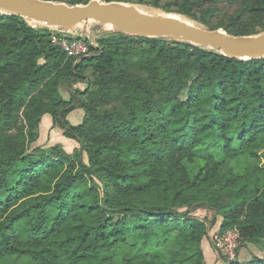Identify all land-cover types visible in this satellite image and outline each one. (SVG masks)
<instances>
[{
  "label": "trees",
  "instance_id": "16d2710c",
  "mask_svg": "<svg viewBox=\"0 0 264 264\" xmlns=\"http://www.w3.org/2000/svg\"><path fill=\"white\" fill-rule=\"evenodd\" d=\"M135 2L232 34L264 30L239 23L245 12L258 20L264 1L246 0L231 23L213 21L217 0ZM53 33L0 12V264H205L206 223L157 197L171 179L214 180L200 204L221 215L219 232L236 228L240 245L264 238V57L119 31L73 56ZM60 79L86 87L65 99ZM77 107L85 116L73 125ZM20 109L29 136L47 112L79 147L26 150L28 134L8 132Z\"/></svg>",
  "mask_w": 264,
  "mask_h": 264
},
{
  "label": "rangeland",
  "instance_id": "374dc122",
  "mask_svg": "<svg viewBox=\"0 0 264 264\" xmlns=\"http://www.w3.org/2000/svg\"><path fill=\"white\" fill-rule=\"evenodd\" d=\"M69 0H64V2H68ZM129 3H134L139 5L142 9L152 12V13H176L172 11H165L161 7L151 4H141L135 2L136 0H121ZM160 1H173V0H160ZM210 1V0H206ZM246 0H217V12L213 16L214 22H224V23H231L233 17L243 9H246L245 5ZM254 1V4H261V1L264 0H251ZM69 3V2H68ZM244 17L241 18L240 24H243L246 26V28L250 29V31H253V29L260 30L262 26H264V13L258 14V20L255 17V14H251L249 12ZM259 13V12H258ZM179 14V13H177ZM182 17H185L186 19L200 24L196 20L187 17L185 15L179 14ZM261 22V24H259ZM30 25L35 24L28 22ZM37 24V25H36ZM34 27H42L46 26L41 23H36ZM202 25V24H200ZM33 26V25H32ZM204 26V25H202ZM48 27V26H47ZM51 31L54 33L59 32L60 28L55 27H48ZM221 28V27H220ZM112 31V29L109 26H101L99 24H96L95 22L91 21L86 24H81L77 29H65L62 32L59 33H65L69 36L73 35L77 38L82 39L83 41H87L88 44H96V39L99 38L101 35H105ZM264 30L258 31L262 32ZM256 32V33H258ZM254 34V33H251ZM41 85L39 86V88ZM86 85L81 82H75L71 85L67 81L59 80L58 83V92L59 94L65 98L68 99L70 96L71 89L75 91H82ZM38 88V89H39ZM37 89V90H38ZM36 90V91H37ZM185 94H182V97H184ZM22 109L19 110V116H18V123L14 128L9 129V133H13L14 135L18 136L20 134H24L25 136L28 133H25L27 131V126L23 127V116L21 115ZM85 116V111L81 107H77L73 110H71L67 114L68 121L73 124H79L83 120ZM32 136H27V139L25 140L24 146L26 150H33L35 148L41 147L46 148L51 145L60 144V146L68 153H72L76 148L79 147L78 141L71 137H67L63 134V130L59 128L56 125H53L52 123V117L47 113H43L40 116V120L32 126L31 129ZM263 142H264V134L261 135ZM19 138V137H18ZM259 154H264V145L263 148L259 150ZM85 157V156H84ZM256 163H262V157L260 160H257ZM242 179L241 176H239L237 179L235 178L233 181L232 186L236 185L240 180ZM180 183L176 182L175 180L171 179L168 183V188L166 193H162L160 188L156 192L157 197L166 201V202H172L179 206V211H185L189 210V213L193 216L203 220L208 229H207V236H205L201 240V248L203 252V257L205 264H226L228 261L231 260H238L241 262L248 261L252 258V256L257 257H263L264 256V238L259 239L256 242H246L244 245H240V236L237 241V245L234 248L235 256L234 258H229L226 254L221 252L216 245L212 242V234L215 233L214 229H219L220 223L222 221L221 215H218L215 213V211L209 207H207L205 204H200V200L208 197L210 193L216 189V183L214 180L206 181L205 183L201 185L186 187V183L184 180ZM258 182H256L254 185H257ZM156 186H160L157 185ZM155 186V187H156ZM154 191L152 188L148 189L146 192L142 194L133 195V197L136 198H149L151 195V192ZM138 196V197H137ZM215 218V222L213 223L212 220ZM219 232V230H216ZM237 232L239 235V232L236 228H230L226 229L223 232ZM210 248V249H209ZM212 252H211V251Z\"/></svg>",
  "mask_w": 264,
  "mask_h": 264
},
{
  "label": "water",
  "instance_id": "95a60500",
  "mask_svg": "<svg viewBox=\"0 0 264 264\" xmlns=\"http://www.w3.org/2000/svg\"><path fill=\"white\" fill-rule=\"evenodd\" d=\"M0 12L16 14L27 22L39 21L48 27L77 29L95 22L112 31L143 37H167L216 49L227 57H264V31L232 34L223 28H208L177 13H152L121 0H88L68 3L57 0H0Z\"/></svg>",
  "mask_w": 264,
  "mask_h": 264
},
{
  "label": "built area",
  "instance_id": "2783aa9c",
  "mask_svg": "<svg viewBox=\"0 0 264 264\" xmlns=\"http://www.w3.org/2000/svg\"><path fill=\"white\" fill-rule=\"evenodd\" d=\"M64 31L61 29L59 32ZM53 33L52 42L60 46L68 55L80 56L88 52V44L80 38L73 35L69 36L65 33ZM212 242L216 247L226 254L229 258H234V248L237 245L239 235L237 232H224L219 233L215 231L211 235Z\"/></svg>",
  "mask_w": 264,
  "mask_h": 264
},
{
  "label": "bare ground",
  "instance_id": "6f19581e",
  "mask_svg": "<svg viewBox=\"0 0 264 264\" xmlns=\"http://www.w3.org/2000/svg\"><path fill=\"white\" fill-rule=\"evenodd\" d=\"M31 23H41V24H43L42 22H39V21H31ZM35 24H32V25H34L35 26ZM37 25V24H36Z\"/></svg>",
  "mask_w": 264,
  "mask_h": 264
},
{
  "label": "crops",
  "instance_id": "0c3cea01",
  "mask_svg": "<svg viewBox=\"0 0 264 264\" xmlns=\"http://www.w3.org/2000/svg\"><path fill=\"white\" fill-rule=\"evenodd\" d=\"M216 230H218L217 228L216 229H214V231H216ZM210 249V248H209ZM211 251V250H210ZM212 252V251H211Z\"/></svg>",
  "mask_w": 264,
  "mask_h": 264
}]
</instances>
